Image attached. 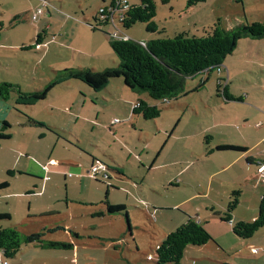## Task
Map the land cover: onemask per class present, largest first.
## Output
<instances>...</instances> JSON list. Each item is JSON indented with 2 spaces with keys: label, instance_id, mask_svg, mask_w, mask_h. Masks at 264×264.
Listing matches in <instances>:
<instances>
[{
  "label": "rangeland",
  "instance_id": "374dc122",
  "mask_svg": "<svg viewBox=\"0 0 264 264\" xmlns=\"http://www.w3.org/2000/svg\"><path fill=\"white\" fill-rule=\"evenodd\" d=\"M154 2L157 25L160 32L165 30L160 38L183 32L201 37L216 23L223 29L264 24V0H206L193 7L188 0ZM102 5L103 0H0V83L16 87L8 100L0 98V183H9L0 191V213L10 215L0 226L23 236L41 232L46 242L71 245L24 246L13 259L1 256L2 264H157L158 245L188 213L195 215L198 209L201 219L208 220L212 212L224 214L236 191V214L255 206L258 194L252 184L239 185L244 172L240 174L238 167L217 176L212 187L209 181L210 174L238 152L208 153L223 145L241 147L237 145L246 140L237 128L246 119L258 121L255 108L264 112V39L241 40L235 54L224 61L223 71L211 73L204 90H190L169 104L153 102L161 109L155 120L133 114L138 94L123 78L98 93L70 80L36 105L16 103L18 90H41L58 71L118 65L107 41L113 39L115 25L107 24L101 31L90 27ZM39 9L43 14L33 21ZM115 18L120 34L134 41L158 37L146 24L127 29L118 13ZM37 40L43 44L37 46ZM229 80V92L248 94L247 103L254 109L225 99ZM196 83L189 78L185 87L194 89ZM30 118L45 126L32 125ZM226 122L233 127L221 125ZM92 158L109 168L119 167L124 176L98 175L97 182L87 174ZM106 203L125 206L126 213L109 214ZM262 236L264 227L249 241L254 246L238 243L227 252L216 247L215 239L201 247L189 246L181 264H264V243L256 242ZM232 237H227V245L234 243ZM252 248L262 251L254 255Z\"/></svg>",
  "mask_w": 264,
  "mask_h": 264
},
{
  "label": "trees",
  "instance_id": "16d2710c",
  "mask_svg": "<svg viewBox=\"0 0 264 264\" xmlns=\"http://www.w3.org/2000/svg\"><path fill=\"white\" fill-rule=\"evenodd\" d=\"M106 0H103V2ZM120 22L130 29L137 23L146 24L147 30L157 33L158 37L142 44L132 39L110 40V47L119 59L116 67L105 69H81L69 68L56 73L54 80L47 83L43 89L33 92H22L18 90L16 103L18 105L33 106L47 99L49 93L57 86L70 80H79L89 86L95 92L107 89L115 79L124 80L125 86L138 95L146 94L145 99L139 98L133 108V114L143 117L145 120H155L161 115V109L152 102L171 103L178 101L187 95L186 81L189 78L201 74L207 75L212 71H218L229 55H233L238 44L243 39H264V24L252 23L250 25H239L231 29H223L216 23L201 37L190 36L188 33L177 34L173 38H160L159 26L156 22V5L154 0H137L130 3ZM206 0H188V6L193 7ZM117 0L111 1L115 6ZM165 3L169 0H164ZM105 12H98L93 17L90 27L93 31H101L110 24L109 19H101L100 16L108 15L107 6ZM104 8V7H103ZM43 35V34H42ZM42 35H40L42 37ZM42 40H37L36 45H41ZM219 73V72H218ZM205 78L203 79V82ZM229 83V82H228ZM228 86V84H227ZM227 86L224 89L225 99L237 100L229 95ZM200 85L198 88H202ZM221 86H218L220 89ZM15 85L11 83H0V98L7 99L15 91ZM198 90V89H197ZM242 100V99H239ZM32 125L42 126L45 124L29 119ZM5 126H10L5 122ZM7 138V135H2ZM242 147L223 145L216 151L244 152ZM96 161V160H95ZM250 162V160H249ZM10 175L14 173L9 172ZM99 182V180L96 179ZM9 187L8 182L0 183V191ZM240 192L233 193V199L229 201L224 214L217 213L221 221L230 222L239 205ZM107 212L109 214L126 213L125 206H113L109 203ZM10 219L7 213H0V222ZM264 227V194L260 200L258 216L255 220L246 222L239 221L233 227L234 234L242 240H251ZM53 230H50V232ZM44 233H34L23 236L14 228H3L0 226V255L5 259H13L24 246L37 244L48 249H69L70 244L44 240ZM213 240L204 225L197 220L188 217L187 221L180 225L175 231L158 245L156 249L157 264H181L185 250L189 246H204Z\"/></svg>",
  "mask_w": 264,
  "mask_h": 264
},
{
  "label": "crops",
  "instance_id": "0c3cea01",
  "mask_svg": "<svg viewBox=\"0 0 264 264\" xmlns=\"http://www.w3.org/2000/svg\"><path fill=\"white\" fill-rule=\"evenodd\" d=\"M106 2H107V0L103 2L104 5H102L101 8L106 6V4H107ZM90 24H93V23L91 22ZM107 41H108V43L110 45V40H107ZM148 41H150V40L146 39V41L142 42V44H144V43H146ZM41 42H42L41 43V45H42L43 44V40ZM55 42H57V40H54L50 44H55ZM234 54H235V52H234ZM252 65L255 66L256 63L252 62ZM260 66H262V68H264V62H261ZM212 72H214V71H212ZM212 72L208 73L207 75L201 74V75H199L197 77L191 78L192 80L197 81V83H196L197 87H195L194 89H191V88L190 89H186L187 92L190 93L191 92L190 90H192L193 92H199L202 89L204 90L205 87H206V84L208 82V79H209V77H210ZM231 74L232 73L229 70V77L231 76ZM204 78H205V81L203 82ZM229 83H230V80H229ZM229 83H228V86H227L228 93H229V95L231 97L237 99V100H230L229 102L230 103H234V102L243 103L244 105H247V107L249 106L252 109H254L253 105H250V104L248 105V103H247L248 94H245V97H242L241 94L239 93L240 91L238 93H235L236 95L233 94L234 96L229 92V89H228ZM200 85H203V87L202 88H198ZM139 98L148 100V98L142 97L141 95H138V99ZM239 99H242V100H239ZM150 102L153 105H155L152 101H150ZM136 103H137V101H136ZM255 109H254L255 113H258L260 115V116H258L259 117L258 121H254V119H252V121H248L250 119H246L244 121V124L237 128V132H241L242 136L246 140L245 144L237 145V146H241L242 148H245L246 150L244 152L236 153L235 154L236 156H234L233 159H226L225 160L227 162L226 165H224V167H222V168L218 169L217 171H214L212 174H210V179H209V181L211 183V187H212V183L214 182L213 180L217 176H219L221 173H224V172H227V171H232L236 167H238L237 170L240 172V174H242V172H244V175L242 174V178L239 179V181H240L239 185L241 186L244 183H245V185L252 184L253 190H255V192L258 194V195L255 196V199H253V202H255V206H253L252 208L248 209L246 212L240 214V216L238 214H236V211H235L234 214H233V218H232V220L230 222L221 221L220 217L218 215H216L219 212H217V213L216 212L215 213L212 212L213 214L211 215L210 220H208V218L201 219L198 209H195V213H196L195 215H191V213H188V214H190L189 217L197 220L198 222H200V223H202L204 225V227L210 233L212 238L215 239V242L217 243V244L215 243L216 247L218 249H221V250L225 251V252H227L230 249H233V246L239 245L238 243L242 244V243H248L250 241V240H242V239L238 238L233 232V226L239 221L250 222V221H253V220L256 219V217L258 216V209H259L260 200L262 199V196L264 194V189L260 188V183H262V182L260 181V179L258 177L259 176V169L261 167L260 165L264 164V112L263 111L256 112ZM251 123H252L253 127H255L256 130H254L253 127L250 126ZM221 125L223 127H226V128L233 127V125L228 124L227 122L226 123H221ZM249 127H252L251 131L249 130ZM216 152H221V151H216V149H214V150L209 151L208 155L217 154ZM249 160H250V162H249ZM94 162H95V159L92 158V163L91 164H94ZM113 168L114 169L109 168V175H111V173H114V174H116L119 177H123L124 176L122 174V170L119 169V167L118 168L113 167ZM252 168L255 169L254 172H250ZM47 170L49 171L48 168H47ZM246 171H249V172H246ZM42 180L44 181V179H42ZM119 180L123 181V178H120ZM254 180H255V182H254ZM217 185H220V187H224V184H217ZM179 206H181V205H179ZM216 209L214 207L211 208V210H216ZM220 214L222 215V213H220ZM187 219H188V217H187ZM186 221L183 220L182 223L184 224ZM217 223H219L222 226H217L216 225ZM210 224L213 225V226L208 227V225H210ZM231 234L233 235L232 240L234 241V243H231V244L227 245L228 244L227 237L230 238ZM261 241L264 243V236H262L256 242L259 243ZM54 242H56V241H54ZM249 243L252 246H254V244H255V242H249ZM252 249H256V248H252ZM258 251H259L258 253H253V252L252 253L254 255H259V253L262 250L258 249Z\"/></svg>",
  "mask_w": 264,
  "mask_h": 264
},
{
  "label": "built area",
  "instance_id": "2783aa9c",
  "mask_svg": "<svg viewBox=\"0 0 264 264\" xmlns=\"http://www.w3.org/2000/svg\"><path fill=\"white\" fill-rule=\"evenodd\" d=\"M130 5L128 4V2L126 0H117L115 6H109L107 7V12H108V15L106 16H100L101 19H106L108 18L109 19V23H112L113 25H115V32L113 34V36H111L113 39L115 40H128L129 38L126 37V35L124 34H120V30L118 29L117 27V24H116V18H115V15L116 13L119 14V21L122 20L125 12L129 9ZM106 7L104 8H101L100 9V12H105ZM43 14V10L42 9H39L35 15L33 16L32 20L33 21H37L39 15H42ZM118 30V31H117ZM223 70L222 68H219L218 72L221 73ZM118 121V120H117ZM260 169H259V176L260 178L263 179L262 182H264V164L263 165H260ZM45 169V168H44ZM88 176L90 177H94L95 179H97L98 175H104L106 178H109V167L105 164H103L102 162H99V161H96V163L94 162V164H92L90 170L88 171ZM252 252L253 253H258V249H252ZM1 255H0V262L2 261L1 259ZM2 264V263H0Z\"/></svg>",
  "mask_w": 264,
  "mask_h": 264
},
{
  "label": "water",
  "instance_id": "95a60500",
  "mask_svg": "<svg viewBox=\"0 0 264 264\" xmlns=\"http://www.w3.org/2000/svg\"><path fill=\"white\" fill-rule=\"evenodd\" d=\"M128 219V218H127ZM128 222H129V220H128ZM128 227H129V229H130V224H128Z\"/></svg>",
  "mask_w": 264,
  "mask_h": 264
}]
</instances>
